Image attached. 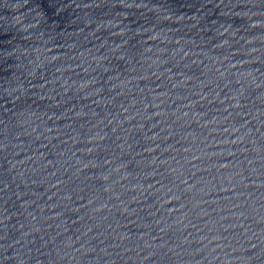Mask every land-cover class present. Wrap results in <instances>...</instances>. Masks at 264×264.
<instances>
[{
	"label": "water",
	"instance_id": "1",
	"mask_svg": "<svg viewBox=\"0 0 264 264\" xmlns=\"http://www.w3.org/2000/svg\"><path fill=\"white\" fill-rule=\"evenodd\" d=\"M0 264H264V0H0Z\"/></svg>",
	"mask_w": 264,
	"mask_h": 264
}]
</instances>
